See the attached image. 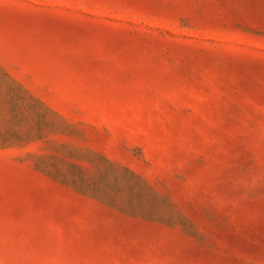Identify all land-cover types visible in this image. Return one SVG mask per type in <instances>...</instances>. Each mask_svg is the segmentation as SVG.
I'll return each mask as SVG.
<instances>
[{"label": "rangeland", "instance_id": "1", "mask_svg": "<svg viewBox=\"0 0 264 264\" xmlns=\"http://www.w3.org/2000/svg\"><path fill=\"white\" fill-rule=\"evenodd\" d=\"M0 264H264V0H0Z\"/></svg>", "mask_w": 264, "mask_h": 264}]
</instances>
